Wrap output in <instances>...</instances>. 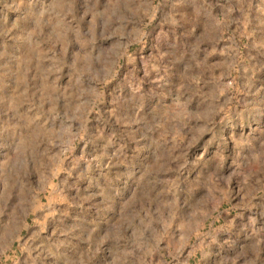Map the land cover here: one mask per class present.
Here are the masks:
<instances>
[{
	"label": "rangeland",
	"instance_id": "1",
	"mask_svg": "<svg viewBox=\"0 0 264 264\" xmlns=\"http://www.w3.org/2000/svg\"><path fill=\"white\" fill-rule=\"evenodd\" d=\"M0 264H264V0H0Z\"/></svg>",
	"mask_w": 264,
	"mask_h": 264
}]
</instances>
